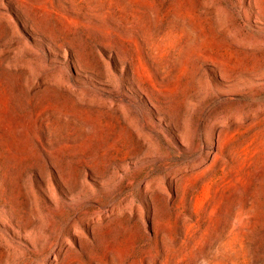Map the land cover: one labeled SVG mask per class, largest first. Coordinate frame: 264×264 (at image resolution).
<instances>
[{"label":"rangeland","instance_id":"374dc122","mask_svg":"<svg viewBox=\"0 0 264 264\" xmlns=\"http://www.w3.org/2000/svg\"><path fill=\"white\" fill-rule=\"evenodd\" d=\"M0 264H264V0H0Z\"/></svg>","mask_w":264,"mask_h":264}]
</instances>
